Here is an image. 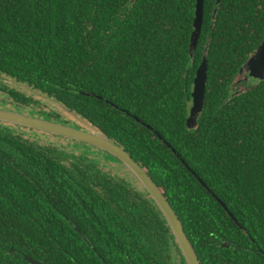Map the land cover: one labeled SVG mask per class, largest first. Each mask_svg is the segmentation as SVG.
I'll return each mask as SVG.
<instances>
[{"label":"trees","instance_id":"trees-1","mask_svg":"<svg viewBox=\"0 0 264 264\" xmlns=\"http://www.w3.org/2000/svg\"><path fill=\"white\" fill-rule=\"evenodd\" d=\"M195 3L0 0V97L21 106L35 91L52 109L43 118L71 123L64 112L128 152L169 200L201 264H264V78L233 85L264 38V0H205L190 57ZM206 48L204 107L189 129ZM41 133L0 121V264H30L24 255L97 264L92 247L116 264H153L148 231L168 226L131 172L96 147Z\"/></svg>","mask_w":264,"mask_h":264},{"label":"water","instance_id":"water-1","mask_svg":"<svg viewBox=\"0 0 264 264\" xmlns=\"http://www.w3.org/2000/svg\"><path fill=\"white\" fill-rule=\"evenodd\" d=\"M219 1L220 0H216V3H219ZM204 2L205 0H196L195 3L194 19L192 23L193 29L190 34V57H192L193 51L195 50L200 38L203 25ZM214 12H216V10H214ZM207 70L208 60L206 48L193 79L191 105L189 108V115L186 120V126L189 129H194L197 127L198 117L203 111L207 82ZM250 77L255 79L264 78V38L259 43L255 51H253L245 61L243 67L240 69L237 77L235 78L233 85H235L236 82H241L242 80L248 82L250 81ZM240 88L243 89V87ZM42 98L50 105L62 108L58 103L53 102L45 96H42ZM76 117L79 121H81L79 116ZM0 121L43 131L54 136H59L63 139L72 140L74 142L85 143L112 155L117 162L123 164L131 172L141 187L145 190L147 198L153 203L157 213L165 220L168 228L172 232L174 241L179 248L184 262L186 264H201L194 247L192 246L184 231L182 221L180 220L178 214L170 204L167 197L162 192L161 188L154 182L146 169L138 164V162H136L128 152L110 140V138L106 137L102 132L96 130L91 123L82 122L84 125V129H82L80 127L65 124L61 121L41 118L39 116H34L33 114L26 115L21 113L19 110L14 111L1 108ZM155 133L158 134L157 132ZM158 137L162 139L161 136ZM163 141L166 143L165 140ZM166 144L170 146V144ZM196 177L207 189V191L213 195L217 202H219L220 205L226 210L228 215L233 218L235 222H237L233 213L228 209L226 204L211 191V189L203 182L201 178L198 177V175H196ZM222 246L228 247L229 243L223 242ZM9 251L13 252L14 250L10 249ZM24 259L30 264H45L44 262H40L29 255H24Z\"/></svg>","mask_w":264,"mask_h":264},{"label":"flooded vegetation","instance_id":"flooded-vegetation-1","mask_svg":"<svg viewBox=\"0 0 264 264\" xmlns=\"http://www.w3.org/2000/svg\"><path fill=\"white\" fill-rule=\"evenodd\" d=\"M26 95H28V97L30 98L28 104H24L21 105L18 103H13V106H7L5 105V101L2 102L1 104H3V107H0L1 109H7V110H19L21 113L26 114V115H31L33 114L34 116H40L41 118H43V116H46L47 113L51 112L52 109L49 107H46L43 103L40 102L39 100V96L37 94V92L34 91H26ZM13 101V100H12ZM1 106V105H0ZM28 108V109H26ZM43 115V116H41ZM68 116V115H67ZM69 120L66 119L65 115L61 114L60 118L62 120H64V122H69L71 121V123H67L69 125L72 126H78L82 129H84V125L81 126L80 123L76 124L74 123V120L71 116H68ZM66 124V123H65ZM13 125V124H12ZM29 129L31 132L32 130H34L36 133H40L39 130H35V129H30V128H26ZM39 131V132H38ZM43 132V131H41ZM42 135H46L45 133H41ZM46 138H51L53 141H56L57 136L48 134L45 136ZM61 142H64L66 140H60ZM95 148V147H93ZM95 149L90 150L92 153ZM98 152V151H97ZM101 155V154H100ZM104 159V156H103ZM104 165V164H103ZM140 185V184H139ZM141 187V185H140ZM142 197H145L146 194H142L141 192H138ZM147 197V196H146ZM137 200H139V196H136ZM151 230H149V244L151 245V254L149 256V259L152 261L153 264H186L181 256V253L179 251V248L176 244V242L174 241V237L172 232L170 231V229L168 230V228H164L163 226H161L158 223L153 222L152 225L150 226ZM76 229V228H75ZM151 231V232H150ZM84 244H88L92 247L93 242H82ZM115 243V241H110V240H100L95 242V244L98 245H109V244H113ZM93 251H96L97 253V258H96V263L97 264H116L113 261L118 259V257L116 258H108L111 259V261H109L107 259V257H105L103 255V253L100 250H96V248L92 247L91 248ZM116 250H113L112 252H115ZM106 252V251H105ZM122 253H125L124 251H122ZM129 256H131L132 251H130ZM127 257V256H126ZM93 259V258H92ZM145 261L147 262L148 259H145ZM129 264H135L133 257H129Z\"/></svg>","mask_w":264,"mask_h":264},{"label":"rangeland","instance_id":"rangeland-1","mask_svg":"<svg viewBox=\"0 0 264 264\" xmlns=\"http://www.w3.org/2000/svg\"><path fill=\"white\" fill-rule=\"evenodd\" d=\"M251 78H253V77H250V81H251ZM255 79V78H254ZM250 81H248V82H250ZM240 87H242V86H240ZM6 98H8L9 99V97H6ZM6 98H2V97H0V101L2 100V101H5L6 103H5V105H7V106H13V104L12 103H8L9 101H8V99H6ZM26 109H28V108H26ZM63 115H65V117H66V119L67 120H69V117L63 112ZM48 139V138H47ZM52 140V139H51ZM53 141V140H52ZM48 142H50V141H48Z\"/></svg>","mask_w":264,"mask_h":264}]
</instances>
